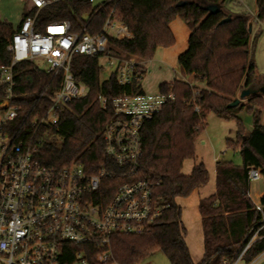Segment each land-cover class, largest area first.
Masks as SVG:
<instances>
[{"label":"trees","instance_id":"16d2710c","mask_svg":"<svg viewBox=\"0 0 264 264\" xmlns=\"http://www.w3.org/2000/svg\"><path fill=\"white\" fill-rule=\"evenodd\" d=\"M108 0L93 6L87 0H63L41 10L36 29L45 30L53 21L69 20L72 31L83 27L94 35L104 27L112 14L125 23L133 38L109 40V50L119 56H135L148 61L158 49L170 47L175 37L170 23L180 17L191 30L189 47L178 62L187 75H194L200 87L184 80L163 83L161 92L175 94L161 112L142 128L143 150L134 175L105 181L114 187L124 181L146 180L154 186L155 195L165 205L161 216L143 232L116 234L111 238L112 258L105 264H139L155 251H163L172 264H195L185 240L186 228L177 198L188 197L208 181L209 172L203 162L195 163L190 174L182 173L186 159L194 158L195 142L206 127L210 112L229 118L231 112L242 109L229 104L240 91L255 82V63L251 55L252 15L235 14L225 9L226 0ZM207 4L220 7L217 13L204 8ZM256 18L264 24V0H256ZM30 11L26 10L23 17ZM231 16L229 22L220 23ZM12 25L0 19V63L9 64L11 54L6 50ZM17 72V102L24 113H42L49 105L50 95L60 87L61 77H52L33 60L21 62ZM70 71L76 81L87 87L83 97L75 98L61 111L58 124L40 128L42 143L35 158L43 165L62 168L72 163L83 164L90 173L101 166L115 167L105 156L103 130L114 117L112 101L125 92L142 93L135 81L122 86L115 72L101 79L99 56L75 54ZM146 71L142 70V74ZM48 86V95L38 99L37 93ZM196 91L199 93L196 95ZM99 96L107 99L106 109ZM251 105L264 106L260 94L248 97ZM254 114V129L244 134L239 123L237 140L228 139L239 147L242 165L219 159L216 161V190L199 201L203 229L204 255L199 264H232L240 260L252 263L264 255V193L258 209L250 197L248 168L261 169L264 181V123L263 112L249 106ZM28 128V127H26ZM111 193L108 195V198ZM93 264H100L93 260Z\"/></svg>","mask_w":264,"mask_h":264},{"label":"built area","instance_id":"2783aa9c","mask_svg":"<svg viewBox=\"0 0 264 264\" xmlns=\"http://www.w3.org/2000/svg\"><path fill=\"white\" fill-rule=\"evenodd\" d=\"M27 1L30 12L6 44L11 62L0 63V264H105L112 258L114 235L143 232L165 208L151 182L128 180L114 187L105 181L136 173L142 128L175 94L125 92L113 99L114 117L103 139L105 156L115 167L101 166L90 173L80 163L62 168L41 164L35 158L42 143L40 128L55 127L60 111L87 92L70 71L73 55L99 56L102 69L115 72L125 87L142 80L146 61L109 50L111 38H133L128 26L112 14L94 35L86 27L72 31L69 20L53 21L40 32L36 20L41 10L63 0ZM87 1L99 6L108 0ZM36 59L47 63L53 78L62 75L61 83L42 113L32 114V109L26 114L17 102L15 67ZM48 91L46 86L38 92V99ZM99 100L106 109L107 99ZM248 178L250 183L262 179L261 169L249 167Z\"/></svg>","mask_w":264,"mask_h":264},{"label":"rangeland","instance_id":"374dc122","mask_svg":"<svg viewBox=\"0 0 264 264\" xmlns=\"http://www.w3.org/2000/svg\"><path fill=\"white\" fill-rule=\"evenodd\" d=\"M31 4L27 0H0V19L12 25L13 29L17 28L23 18L26 10H29ZM225 9L235 14L252 15V32H251V55L255 63V82L264 83V24L256 18V0H226ZM12 36V35H11ZM9 36V39L11 38ZM34 63L41 69L47 68L44 60L36 59ZM179 79H188L186 73H177ZM109 71H101V79H107ZM238 97V96H237ZM242 109L231 112L232 116L224 118L214 112L206 116V127L202 130L195 142V157L188 158L184 161L182 171L189 173L195 163L203 162L209 171L207 183L188 197L180 199L182 206V219L186 228L187 237L193 240L192 255L197 258L201 256L204 250L201 229V217L198 209L199 193L201 197L213 194L215 190V165L219 159L232 161L236 165H242V157L239 147H232L228 144V139L237 140L239 123L244 128V134L248 135L254 129V114L248 110L253 106L256 110L263 112L262 123H264V106L251 105L248 98L242 101ZM259 184L262 188V179L252 182ZM246 264L242 261H235L232 264ZM117 264V263H109ZM139 264H172L167 255L161 251H155L144 258ZM250 264H264V255L258 257Z\"/></svg>","mask_w":264,"mask_h":264},{"label":"crops","instance_id":"0c3cea01","mask_svg":"<svg viewBox=\"0 0 264 264\" xmlns=\"http://www.w3.org/2000/svg\"><path fill=\"white\" fill-rule=\"evenodd\" d=\"M170 29L175 37V43L170 47L160 48L157 50L155 57L152 60L146 61V73L144 74L140 84L143 92L146 93H156L160 91V86L163 83H171L174 80H184L190 83H195L200 87H203V83H197L195 82L194 75H188V79H179L176 74L182 72V74L185 73V71L182 69L178 62L179 56L185 52L189 47V37L191 34L190 28L187 26V24L184 22V20L180 17H176L171 23H170ZM194 167V166H193ZM193 167L187 172H183V174L188 175L192 172ZM209 172V171H208ZM209 179V177H208ZM215 180H216V171H215ZM263 186L259 184H253L250 183V197L252 201L259 205L260 199L264 193V181L262 178ZM207 183V182H206ZM197 190V189H196ZM195 190V191H196ZM216 190V185H215ZM214 190V192H215ZM195 191L193 193H195ZM213 192V193H214ZM212 195V194H210ZM208 195V196H210ZM204 196V197H208ZM182 197L177 198V203L182 209V206L180 205V199ZM201 194L199 193V199H198V209H199V201L201 199ZM201 217V216H199ZM183 221V219H182ZM184 224V222H183ZM185 226V225H184ZM201 229H202V222H201ZM202 236H203V229H202ZM203 239V237H202ZM186 243L188 245L189 251L191 253L192 259L195 262V264H199L204 255V250L201 256H198L195 258L192 254V246L193 240L187 237V233L185 236Z\"/></svg>","mask_w":264,"mask_h":264},{"label":"water","instance_id":"95a60500","mask_svg":"<svg viewBox=\"0 0 264 264\" xmlns=\"http://www.w3.org/2000/svg\"><path fill=\"white\" fill-rule=\"evenodd\" d=\"M188 1H181L179 2V5H183L186 4ZM205 9H207L209 12L211 13H217L220 10V7L218 5H214V4H207L204 6ZM232 19L231 16H228L227 18L223 19L220 23H225V22H229ZM249 31H252V24H249ZM256 94H260L264 97V83H260V82H254L251 85L243 88L238 97H236L230 104L229 107H236L238 106L244 99L252 96V95H256Z\"/></svg>","mask_w":264,"mask_h":264}]
</instances>
